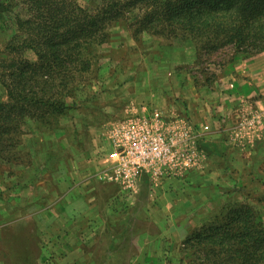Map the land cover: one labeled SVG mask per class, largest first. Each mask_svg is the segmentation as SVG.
<instances>
[{
  "label": "rangeland",
  "instance_id": "rangeland-1",
  "mask_svg": "<svg viewBox=\"0 0 264 264\" xmlns=\"http://www.w3.org/2000/svg\"><path fill=\"white\" fill-rule=\"evenodd\" d=\"M132 19L134 13L107 24L108 36L91 51L88 73L72 88L66 112H48L45 121L27 119L0 135V264H88L83 258L88 254L94 261L108 256L100 248L108 240L102 221L108 214V227L116 234L121 230L111 226L123 228L140 212L137 233L127 235L124 230L121 237L134 241L128 254L138 250L139 237L150 242L140 257L144 264H209L192 256L185 240L206 223L224 221L235 206H249L264 224V84L259 76L253 81L246 76L262 70L264 51L250 54L251 49L236 51L232 43L205 47L189 37L136 34ZM16 33L13 14L7 15L0 26V56L36 61L31 49L6 52ZM241 79L254 86L249 98L255 109L245 117L258 114L260 119L240 128L245 146L235 135L232 142L226 139L231 150L227 153L225 143L215 141L223 155L208 156L201 177L185 178L191 171L185 174L179 162L174 178L156 179L152 172H142L135 193L96 178L112 147L114 124L142 113L145 106L173 109L182 119L189 118L186 128L177 131L195 135L191 121L197 114L208 123L226 121L230 105L238 107L241 100L231 84ZM6 100L0 83V103ZM197 100L205 107L196 106ZM73 189L90 200L72 201L66 193ZM92 209L99 215L95 222L79 218ZM66 210L76 217L65 219ZM92 240L95 249L88 246L81 250L85 254L76 253L74 246Z\"/></svg>",
  "mask_w": 264,
  "mask_h": 264
},
{
  "label": "trees",
  "instance_id": "trees-1",
  "mask_svg": "<svg viewBox=\"0 0 264 264\" xmlns=\"http://www.w3.org/2000/svg\"><path fill=\"white\" fill-rule=\"evenodd\" d=\"M0 0V26L13 14L17 33L6 48L31 49L36 61L0 56V135L27 119L64 113L72 88L87 75L90 54L108 36L107 24L134 13L135 32L183 36L201 45L232 43L237 50L264 51V0ZM255 51L254 53H251ZM237 53V52H236ZM186 250L209 264H264V224L249 206H235L224 221L202 225Z\"/></svg>",
  "mask_w": 264,
  "mask_h": 264
},
{
  "label": "crops",
  "instance_id": "crops-1",
  "mask_svg": "<svg viewBox=\"0 0 264 264\" xmlns=\"http://www.w3.org/2000/svg\"><path fill=\"white\" fill-rule=\"evenodd\" d=\"M246 76L248 77V79L249 78L250 79L256 78L259 76V78L263 81L262 84H264V67L262 68V70H260V72H257V73L250 72L249 74H246ZM251 80L253 81V79H251ZM237 81L238 82L232 83L231 85H233L235 88H237L235 90L234 94H235V97L237 96L238 99L241 100V102L238 105L239 108L236 106L235 103H231V104H235V106L233 107L230 105V108H228L229 110L225 112V114L228 113L225 115V116H228L226 121L222 119L219 122L214 121L213 123H208V122H205L204 120H202L197 114L196 120L193 119V121H191L192 127H195V129H196L195 135H192V133L189 134L188 131L186 132V134H184V133L181 134V138L186 140V141H184V144H183L184 148L182 151L184 153L188 152L189 157L192 160L191 164H189V166L185 168L186 169L185 174H187L188 171H191V172H188V174L185 176V178L186 177H192V176L201 177L202 171H200V170L204 168L205 163H203V162H206V160L208 159V156L220 157L223 155V152L221 150L222 146L220 145L218 148L216 146V144L214 143L215 141L217 143V140H220L221 142L225 143L223 151L227 150V153H230V151H231V150H229L228 144H230V142L233 141V137L235 135H236V139H238V143H240L244 146L247 143V141L239 140L242 138V135H240L239 133H241L240 128H246V123L249 120V118L245 117V115L248 112H252V110L255 109V107H253V105H252L253 101L249 98L250 94L253 93L252 89L254 88V86H253V82L250 80H247V79H241V80H237ZM197 98H198V96H197ZM260 102H262L261 99L257 100V103L262 105ZM200 103H202L201 108H204L205 107L204 101L201 100ZM200 103H199V101L196 102V106H198V104H200ZM145 107L148 111L151 110V108H149L148 106H145ZM248 107H252V109H250ZM192 109L193 108L191 106V111H193ZM161 112L164 114L163 116L166 117L167 126L171 130H175L176 128H180V126H183L184 128H186L185 126L188 125V122H189L188 119L189 118H187L186 120H184L185 118L182 119L183 115L174 112L173 109L166 110V112H164V111H161ZM212 127H213V130L211 131ZM229 130H232L233 133ZM228 138H230L229 143L226 141V139H228ZM192 152L194 155H192ZM179 164H180L179 162L175 161L171 165L167 164V165L159 166L158 168H156L154 170L152 176L156 177V179H161V177H166L169 175L171 176V178L179 176V172H176ZM183 165L184 164H182V166ZM198 169H199V171H198ZM193 170H196L198 173L192 172ZM194 173H196V174H194ZM197 175H199V176H197ZM192 183L194 184V180ZM79 192H80V190L73 189V190L68 191L66 194H67V197L69 199H71L72 201L73 200H75L77 202L81 201L82 203L86 204L89 198H87L85 194L82 197L79 196ZM124 192H126V191H124ZM133 197H134V195H133ZM72 210H66V212L64 213L65 219H67L69 217H76L75 212ZM83 214H81L79 218L85 219V221H87V222L89 221V219L94 220V222H95L99 216L97 214V212L93 209L88 210L87 212L85 211ZM132 215H133V219L131 220V222L127 226H125L123 228L119 227V226L118 227L111 226L116 231H119V229L121 230L120 232H118L116 234H111L110 228L108 227V224H109L110 219H111L110 217H112V215L108 214V216H107L108 220H106V217L101 216V217L105 218L102 221L104 223H106V227H107V233L106 234H107L108 240L100 248L102 249L104 254H106L108 252L109 255L108 256L104 255L103 258H97L96 257V258H94L96 261H94L93 256H90V254H88L86 257H83L84 262L88 263V264H96V262H98V264L99 263H101V264H142L143 263L144 264L143 257L142 258H140V257L145 256L146 252L149 251L150 242H148V240H146V239H144L143 242H141L140 237H139L138 238V244L135 242L138 250L136 251L135 254H131L134 250V244H133L134 241L132 239H129L127 235H132V234L137 233L136 222L140 218L139 217L136 218V217L140 215V212L138 214H132ZM60 221H61V219H60ZM60 225H61V223H60ZM124 230H125L127 235L123 239L121 237V235H122ZM117 234H120V235H117ZM93 241L94 240L90 241L91 243L88 241H85L83 243L77 244V246H74V248H76L75 249L76 253L85 254L84 251L81 252V250H82V248L87 249L88 246L92 250L95 249L97 246H96L95 242H93ZM128 251H130L131 253L128 254L127 253ZM123 252L128 254V257L123 256ZM91 255H92V253H91ZM145 264H149V261L145 262Z\"/></svg>",
  "mask_w": 264,
  "mask_h": 264
},
{
  "label": "built area",
  "instance_id": "built-area-1",
  "mask_svg": "<svg viewBox=\"0 0 264 264\" xmlns=\"http://www.w3.org/2000/svg\"><path fill=\"white\" fill-rule=\"evenodd\" d=\"M163 115L160 110L148 111L143 108L142 113L114 124L112 147L105 152L101 171L96 178L119 184L124 191L135 193L142 172L153 173L159 166L171 165L175 161L188 167L192 160L188 152L182 151L186 141L181 138L184 132L177 131L181 126L175 130L169 129ZM259 119L258 114L252 115L246 126L250 125L251 120L256 122Z\"/></svg>",
  "mask_w": 264,
  "mask_h": 264
}]
</instances>
